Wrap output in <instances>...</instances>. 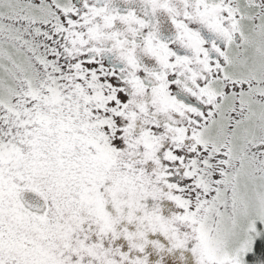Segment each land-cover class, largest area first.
<instances>
[{
  "label": "snow or ice",
  "instance_id": "6c2138e0",
  "mask_svg": "<svg viewBox=\"0 0 264 264\" xmlns=\"http://www.w3.org/2000/svg\"><path fill=\"white\" fill-rule=\"evenodd\" d=\"M0 264H264V0H0Z\"/></svg>",
  "mask_w": 264,
  "mask_h": 264
}]
</instances>
